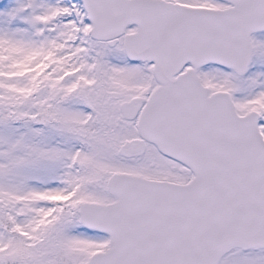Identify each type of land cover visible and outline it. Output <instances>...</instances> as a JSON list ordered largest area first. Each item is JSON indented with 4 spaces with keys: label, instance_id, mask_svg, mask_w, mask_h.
Here are the masks:
<instances>
[{
    "label": "snow or ice",
    "instance_id": "6c2138e0",
    "mask_svg": "<svg viewBox=\"0 0 264 264\" xmlns=\"http://www.w3.org/2000/svg\"><path fill=\"white\" fill-rule=\"evenodd\" d=\"M0 264H264V0H0Z\"/></svg>",
    "mask_w": 264,
    "mask_h": 264
}]
</instances>
